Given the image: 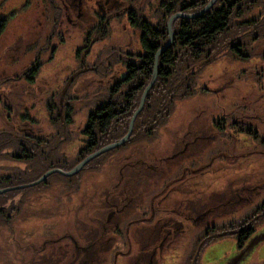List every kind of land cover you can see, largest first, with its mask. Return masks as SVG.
Masks as SVG:
<instances>
[{"label":"rangeland","instance_id":"374dc122","mask_svg":"<svg viewBox=\"0 0 264 264\" xmlns=\"http://www.w3.org/2000/svg\"><path fill=\"white\" fill-rule=\"evenodd\" d=\"M193 1L0 0V19L7 18L0 37V131L11 135L12 126H21V116H27L54 141L59 135L57 157L64 164L76 161L86 143L82 132L89 116L127 93L124 86L120 95L110 96L115 83L125 79L127 65L144 54L129 13L156 27L165 22L168 26L172 15H164L165 7ZM217 1L205 12L218 6ZM255 1L248 18L263 8ZM179 12L184 13L174 14ZM180 16L173 20L172 31ZM252 45L259 58L252 49L244 52L250 55L247 60L235 61L228 53L205 60L198 74L193 73L195 96L176 101L152 138L134 135L137 116L131 141L100 155L98 168L85 170L73 191L64 192L66 177L53 173L38 185L0 194V205L9 203L19 210L8 227L15 232L12 236L0 225V231H8L6 239L12 238L8 243L0 234V264H38L34 252L41 247L39 255L53 264L83 258V248L92 251L94 264H140L135 260L146 255L147 245L159 244L156 225L164 229L166 223L170 237L158 249L154 264H226L236 252L230 232L246 225L264 228V221L257 225L255 220L240 226L264 201V87L257 85V77L264 84V45ZM32 67L39 68L34 83L25 78ZM50 102L59 106L60 117L56 109L48 110ZM67 104L71 123L61 134L56 129L66 120ZM145 106L146 100L140 113ZM235 121L240 128L241 123L251 125L257 139L236 133ZM51 157L29 154V160L43 163L35 164L2 154L0 169L12 175L20 171V180L29 184L50 170ZM209 207L212 217L204 225L188 222L175 232L173 213L185 216ZM261 261L264 246L242 264Z\"/></svg>","mask_w":264,"mask_h":264},{"label":"trees","instance_id":"16d2710c","mask_svg":"<svg viewBox=\"0 0 264 264\" xmlns=\"http://www.w3.org/2000/svg\"><path fill=\"white\" fill-rule=\"evenodd\" d=\"M208 1L209 0H194L181 7L178 5L176 7L168 5V7H165L164 15L170 17L177 11L195 14L198 13ZM262 1L264 0H260V5L263 3L260 14L253 17L249 16V18L246 15L254 6H257L255 0H218L217 2L222 6L217 4L218 6L212 7L200 17L190 19L179 18L175 20L173 23L174 41L171 47L159 56L156 82L147 96L144 110L138 115L139 120L137 124L139 126H137L138 128L135 130L136 132H134V135L142 133L145 137L152 138L156 132L165 125L169 116H171L176 101L184 100L197 94L194 86L193 73L198 74L205 60H209L212 56L219 57L227 53L231 55L235 61L247 60L250 55L244 52H249V50L252 49L255 51V55L253 56L259 58V54L256 53L258 49H255L256 46L254 47L252 43L256 42L259 45H264V2ZM128 19L130 21V26L139 31V42L144 54L137 55L135 61L129 64V66L127 65L128 73L125 75V79L119 80L110 90L112 99L118 96L124 86L128 87L127 93L123 95L119 94L122 98H118L115 102L110 101L107 105L100 106V108H97L96 111L89 116L88 124L82 132L86 138V143L85 146L78 151L77 160L71 161L67 159L69 162L64 164L62 158H58L60 156L59 135L54 141V138L51 139V135H45L42 130L37 128V121L27 116H21V126H12L11 135L5 133V131H0V158L2 154H5L16 161L25 159L26 163L34 162L35 164H43L39 158L35 161L29 160V154L35 153L39 156L50 153L52 157L49 159H51L52 162L49 163L51 165L48 169L60 168L68 171L88 155L110 143L118 141L126 135L130 120L137 110L141 94L152 79L156 54L168 41L166 22L163 26L161 24L160 27H156L147 19L137 16L133 12L129 13ZM6 23L7 18L0 19V37L5 30ZM257 29L261 31L259 32ZM89 45L86 44V51L90 49ZM260 57H264V51L261 52ZM192 68L194 71L189 73V70L191 71ZM38 69L37 67H32L31 70L29 68L26 71V80L30 83H34V79L38 74ZM257 78V85L260 88L264 87L263 78ZM259 92L257 91L258 97L260 98L262 95H260ZM65 107L67 108L66 120L64 123L59 121L60 125L56 129H60L61 134L66 130L68 124L70 125L71 123V118L69 116L70 106L67 104ZM48 108L49 111L56 109V116H61L60 110H58L59 106L57 107L50 102L48 103ZM252 111L254 112L253 108ZM143 116L145 117L143 118ZM235 123H238V121L232 123L233 127L237 129L236 133L242 134L245 137L252 135L254 139H257L258 136L256 132L251 129V125L246 124V122L241 123L243 128H246L243 129L240 128L239 124ZM25 128H27V130H25L26 135L23 134ZM1 139H4L5 142H2ZM129 139L130 142L131 138ZM99 159L100 157L88 163L78 175L76 174L72 177L64 178V192L73 191L77 184L80 183L82 173L89 167L94 166L98 168ZM61 164L63 167L60 166ZM43 169L45 170V167ZM26 170H28V167L22 171ZM1 171L2 168L0 169V188L25 184L20 180V171L13 175L8 172L2 173ZM39 177L29 181V183ZM68 181L70 185L67 184ZM56 199L62 201L61 195H58ZM11 207L9 203L0 205V225L10 231H0V234H3L5 239L7 232L11 236L15 233L13 229L8 227L13 226L12 220L17 217L19 212L16 207ZM212 211L213 208L209 207L204 211L202 210L196 214H186L185 216L181 213H173L177 219V221L173 223L175 232L181 230L184 224L188 222L194 226L196 224L204 225L206 219L212 217ZM263 217L264 201L249 216L241 221L240 226H244L253 220H255L257 225H260L261 222L264 221ZM18 218L20 217L18 216ZM257 218L258 220H256ZM246 226L247 227L244 229H234L235 231L230 232L236 242V252L226 264H242L253 255V252L264 246V228L257 229L256 225ZM156 227V242L159 244L157 247L153 246L154 248H150V245H147L144 252L146 255H140V257H137L135 260L140 262V264H154L157 252L162 248L168 237H170L168 235L170 232L167 231L169 227L168 223L164 225V229L158 224ZM223 235L225 236L226 233ZM11 239L10 237L6 240L10 243ZM149 241L150 237L148 236L146 240L147 244H149ZM9 245L10 244H7V246ZM31 249L32 252H34V249ZM84 249L85 248L81 250V253L84 254L83 258H76L71 264H94V254L91 250L87 252ZM42 251L43 248L41 247L34 252L36 254L35 257H37L36 260L40 261L38 264H53L52 260L46 261L44 257L39 255ZM73 255L75 257L77 254ZM255 264H264V261Z\"/></svg>","mask_w":264,"mask_h":264},{"label":"water","instance_id":"95a60500","mask_svg":"<svg viewBox=\"0 0 264 264\" xmlns=\"http://www.w3.org/2000/svg\"><path fill=\"white\" fill-rule=\"evenodd\" d=\"M213 1L214 0H211L209 2V4H207L206 7L202 11H199L198 13H195V14H184V13L179 12L178 14H174V15H172L170 17V19L168 21L167 29H168V32H169V35H170L171 39L168 38L167 43L161 49H159L158 53L156 54V61H155V65H154V71H153L152 79L150 80L149 84L147 85V87L145 88V90L143 92L139 107L137 108V110L133 114V116H132V118L130 120V123H129L128 131H127V133H126V135L124 137H122L118 141L113 142L111 144H108V145L102 147L101 149L93 152L92 154L88 155L80 163H78L75 167H73L69 171H66V170H63V169H60V168H52V169L48 170L44 175H42V177H40L38 180H36L34 182H31L29 184H23V185L11 187V188L0 189V194L6 193L8 191L15 190V189H21V188H26V187H31V186L38 185L39 183H42L49 175H51L53 173H58V174H61V175L65 176V177H72V176L78 174L84 168V166L87 165L89 162H91L93 159L98 158L100 155H102L103 153H106L110 149H113V148H116V147H120L123 143H126L129 140L131 133L133 132V127H134V122L136 120V117L138 116V114L142 110V107L144 106L146 97H147V95L149 94V91L151 90V88L154 86V84L156 82V78H157V74H158V59H159V56H160L159 52L161 50H163V48H165L163 51L167 50V48L168 47L170 48L171 45H172V42H173L172 39L174 37V34H173V31H172L171 25H172L173 20L176 19V15H181L180 16L181 18H189V19L190 18H194V17H198L199 15L205 13V10L209 7V5L212 4Z\"/></svg>","mask_w":264,"mask_h":264},{"label":"bare ground","instance_id":"6f19581e","mask_svg":"<svg viewBox=\"0 0 264 264\" xmlns=\"http://www.w3.org/2000/svg\"><path fill=\"white\" fill-rule=\"evenodd\" d=\"M194 18H195V17H194ZM168 36H169V38H170L169 32H168ZM170 39H171V38H170ZM164 49H165V48H163V50H164ZM163 50H161V51L159 52V53H160L159 55H161L162 53H164V52L166 51V50H165V51H163ZM153 71H154V68H153ZM95 159H96V158H95ZM93 160H94V159H93ZM93 160H92V161H93ZM89 163H90V162H89ZM85 166H86V165H85ZM85 166H84V167H85Z\"/></svg>","mask_w":264,"mask_h":264}]
</instances>
